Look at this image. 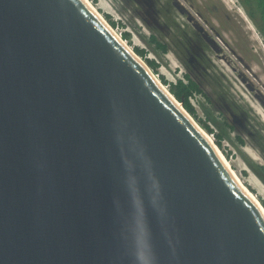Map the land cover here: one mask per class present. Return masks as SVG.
Returning a JSON list of instances; mask_svg holds the SVG:
<instances>
[{"label":"water","instance_id":"obj_1","mask_svg":"<svg viewBox=\"0 0 264 264\" xmlns=\"http://www.w3.org/2000/svg\"><path fill=\"white\" fill-rule=\"evenodd\" d=\"M121 40L0 0V264H264V210Z\"/></svg>","mask_w":264,"mask_h":264},{"label":"rangeland","instance_id":"obj_2","mask_svg":"<svg viewBox=\"0 0 264 264\" xmlns=\"http://www.w3.org/2000/svg\"><path fill=\"white\" fill-rule=\"evenodd\" d=\"M250 1L252 4L254 1L256 3V0ZM89 2L131 50L134 51L135 47H139L145 51L144 56L134 51L145 64V58L157 63L155 72L146 65L168 91V83H175L186 73H190L191 78L200 84L202 92L194 93L189 98L195 115L187 113L212 138L241 182L264 208V107L253 96L255 90L250 91L228 68L220 64L208 66L212 72L211 76L200 66L196 69L191 68L182 47L176 51L168 46L166 51H163L150 38L152 34L155 37L158 35L161 39L156 38L165 42V36H161L157 28L147 25L124 3V0H89ZM206 3L210 7V10H207L209 15L218 13L213 20L218 22L221 20L224 31L232 42H235V30L237 31L243 40L242 44L239 40L238 45L243 49L247 57L245 59L253 69L255 74L253 78H258L259 88L262 86L264 89V39L254 21L247 15L242 0H206ZM252 4L251 8L255 13ZM226 12L231 17L230 25L223 18ZM231 23H234V26ZM227 104L243 121L245 128H242L238 122H233V117L226 110ZM202 122L208 124L213 133L207 131ZM229 124H234L233 128ZM216 134L222 135L220 144H216L218 139Z\"/></svg>","mask_w":264,"mask_h":264},{"label":"flooded vegetation","instance_id":"obj_3","mask_svg":"<svg viewBox=\"0 0 264 264\" xmlns=\"http://www.w3.org/2000/svg\"><path fill=\"white\" fill-rule=\"evenodd\" d=\"M124 3L147 25L157 28L160 35L165 36V42H160L166 46V49L169 46L178 51L182 47L191 68L196 69L200 66L211 76L212 72L208 66L220 64L228 68L246 88L255 89V85L243 73L244 70L249 75L244 63L252 69L245 59L247 57L243 49L238 45V41L241 40L242 44L243 40L235 30V42H232L225 33L221 20L219 22L213 20L218 13L209 15L207 12L210 7L206 0H124ZM223 18L230 25L232 21L228 12ZM232 25L234 26V23ZM188 75L191 77L190 73ZM253 80L259 87L260 82ZM194 81L201 89L200 84ZM226 110L233 117L234 123L238 122L242 128H245L243 121L235 115L228 104ZM229 125L232 128L234 126V124Z\"/></svg>","mask_w":264,"mask_h":264},{"label":"trees","instance_id":"obj_4","mask_svg":"<svg viewBox=\"0 0 264 264\" xmlns=\"http://www.w3.org/2000/svg\"><path fill=\"white\" fill-rule=\"evenodd\" d=\"M243 6L245 8V11L249 18H251L258 30V32L261 34V36L264 39V0H256V3L254 1V4L251 3L250 0H242ZM255 8V13H253L251 4ZM258 11V12H257ZM258 13V16H256ZM151 41L154 42L158 47L163 49V51H166V46L162 44L154 35H151ZM134 51L139 54L140 56L145 55V51L142 48L135 47ZM146 64L152 69V71H156L157 63H155L153 60L149 58H145ZM166 83V81L164 80ZM169 84V92L175 97L177 101H179L183 108L189 112L192 115H195V110L192 104L189 101V98L194 93H201L202 90L197 85V83L188 75L184 74L183 78H179L176 80L175 83H168ZM203 126L207 131L212 132V128L208 126L205 122H202ZM217 142L216 144H220V139L222 138L221 134H216Z\"/></svg>","mask_w":264,"mask_h":264},{"label":"bare ground","instance_id":"obj_5","mask_svg":"<svg viewBox=\"0 0 264 264\" xmlns=\"http://www.w3.org/2000/svg\"><path fill=\"white\" fill-rule=\"evenodd\" d=\"M90 6L91 8L102 18V20L110 27V29L117 35V37L119 39H122L120 37V35L103 19V17L97 12V10L93 7V5L89 2V0H85ZM123 40V39H122ZM121 40V41H122ZM124 45L149 69V67L144 63V61L133 51L131 50V48L124 42ZM244 68L246 69L247 72H249V75L243 70L244 75L250 80L251 83H253V85H255V88L258 90V92H260V94H262L264 96V89H262V86L257 87L256 84L254 83V78L253 75L255 76L254 72L252 71V69L250 68V66H248L247 64L244 63ZM149 71L151 72V70L149 69ZM152 73V72H151ZM153 74V73H152ZM249 76V77H248ZM155 77V76H154ZM156 78V77H155ZM157 79V78H156ZM252 79V80H251ZM158 80V79H157ZM259 82L258 78L255 79ZM158 82L163 86V88L167 91V89L164 87V85L158 80ZM256 82V81H255ZM168 92V91H167ZM169 93V92H168ZM170 94V93H169ZM171 95V94H170ZM186 113V112H185ZM187 114V113H186ZM189 118H191V120L195 123V125L201 130V132L207 136L209 138V140L212 142L213 147L215 148V150L218 152V154L220 155V157L222 158V160L225 162V164L228 166V168L231 170L232 174L234 175V177L236 178V180L238 181V183L257 201V203L259 204V206L261 207L262 210H264V208L262 207V204L258 201V199H256V197L246 188V186L241 182V179L239 178V176L237 175V173L235 172V170H233L232 166L230 165L229 161L224 157L225 155L222 154L221 150L215 145V143L213 142L212 138L194 121V119L189 115Z\"/></svg>","mask_w":264,"mask_h":264},{"label":"clouds","instance_id":"obj_6","mask_svg":"<svg viewBox=\"0 0 264 264\" xmlns=\"http://www.w3.org/2000/svg\"><path fill=\"white\" fill-rule=\"evenodd\" d=\"M123 41V40H122Z\"/></svg>","mask_w":264,"mask_h":264}]
</instances>
